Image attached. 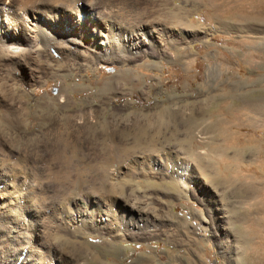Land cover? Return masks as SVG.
I'll list each match as a JSON object with an SVG mask.
<instances>
[{"label": "rangeland", "instance_id": "374dc122", "mask_svg": "<svg viewBox=\"0 0 264 264\" xmlns=\"http://www.w3.org/2000/svg\"><path fill=\"white\" fill-rule=\"evenodd\" d=\"M94 1L125 26L169 25L174 35L159 55L127 65H58L0 49V167L36 187L17 213L31 248L43 264H264V0ZM19 58L51 72L31 85ZM113 75L101 92L100 81ZM63 89L68 104L60 103ZM90 109L98 128H74ZM165 146L194 163L187 189L126 173L141 169L142 153ZM91 192L120 207L135 203L167 225L146 241L58 229L57 216ZM11 232L0 219V264L13 256Z\"/></svg>", "mask_w": 264, "mask_h": 264}, {"label": "bare ground", "instance_id": "6f19581e", "mask_svg": "<svg viewBox=\"0 0 264 264\" xmlns=\"http://www.w3.org/2000/svg\"><path fill=\"white\" fill-rule=\"evenodd\" d=\"M211 2L214 1L211 0ZM118 18L119 15L115 11L101 10L94 0H0V49L13 51L15 56L18 53L25 55L27 52L33 53L35 58L45 56L48 61L58 65L79 59L90 67L103 63L127 65L149 56L159 55L163 51V47L169 44L170 36L174 35L171 30L172 26L169 25L137 23L125 26L121 23L122 20L118 21ZM178 41L176 42L178 43ZM177 43L173 42L172 44ZM72 46H75L76 52L71 50ZM54 53L59 56V59ZM180 56L181 53L178 57ZM27 59L19 58L16 63L25 65L29 69L30 84L35 86L43 76L50 74L52 66L42 67L41 64ZM116 79L117 75L102 79L100 91L111 89L112 80ZM66 91L62 90L60 103H69V99L64 96ZM229 92L226 91L224 94ZM238 108L236 109L238 110ZM257 113L262 112L257 111ZM84 114L87 115V120L81 121L79 117L80 121L74 123V128L79 130L98 128L99 122L94 120L99 118V112L90 109L84 111ZM240 114L242 113H235L237 116ZM253 117L257 119L255 114ZM238 119L241 120L242 115ZM222 124L228 127L231 125L227 121ZM145 146L143 145V148ZM145 148H149V146L147 145ZM153 150L142 153L140 159H136L140 170L138 167H132L126 173L137 169L133 172L138 171L137 173H143L145 176L150 173L157 178L170 179L186 188V180L194 178L190 169L194 163L190 164L191 161L183 156L184 154L176 147L165 146V148ZM190 154L197 155L195 150H191ZM223 170L228 172L232 168L225 167ZM212 180L215 181L214 178ZM35 188L26 179L15 174L13 170L0 167V219L12 224L9 238L14 243V246L10 245L11 249H14L12 258H5L3 264L44 263L38 251L31 248L26 227L21 226L22 224L18 222L19 218H17V213L22 211L21 206L25 204L28 206L27 202L30 201L27 197L28 192L35 194L37 191L34 190ZM88 195L86 199L77 198L73 201L77 209L66 210V215L59 214L57 216L60 221L58 229L62 228L63 232L69 233L72 237L89 231L91 234L108 235L113 241L121 239L123 241L129 237V234L131 240L146 241L155 239L154 234L157 235L156 233L167 225L164 220L158 219L149 211L142 210L143 208L140 209L134 202L131 204L125 201V204L120 207L117 198L115 201L113 198H109V194H92L91 192ZM121 209L122 211H120ZM62 224L65 226L63 227ZM15 243H19V245L17 246ZM227 249L229 248L223 241L218 243L219 253L223 255ZM97 253L101 254L100 251ZM98 255L93 256L94 261L100 260Z\"/></svg>", "mask_w": 264, "mask_h": 264}]
</instances>
